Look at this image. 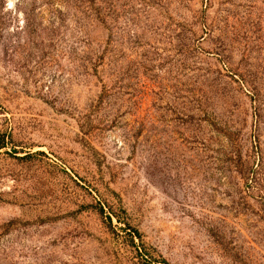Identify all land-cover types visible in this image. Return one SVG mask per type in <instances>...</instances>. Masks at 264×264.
<instances>
[{
	"label": "rangeland",
	"instance_id": "1",
	"mask_svg": "<svg viewBox=\"0 0 264 264\" xmlns=\"http://www.w3.org/2000/svg\"><path fill=\"white\" fill-rule=\"evenodd\" d=\"M0 264H264V0H0Z\"/></svg>",
	"mask_w": 264,
	"mask_h": 264
}]
</instances>
